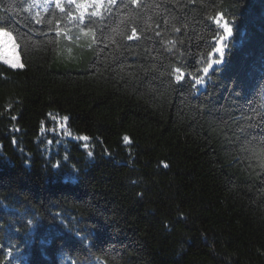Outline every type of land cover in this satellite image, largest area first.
I'll return each instance as SVG.
<instances>
[{"label": "trees", "instance_id": "trees-1", "mask_svg": "<svg viewBox=\"0 0 264 264\" xmlns=\"http://www.w3.org/2000/svg\"><path fill=\"white\" fill-rule=\"evenodd\" d=\"M43 3L0 0V264H264V0Z\"/></svg>", "mask_w": 264, "mask_h": 264}, {"label": "snow or ice", "instance_id": "snow-or-ice-1", "mask_svg": "<svg viewBox=\"0 0 264 264\" xmlns=\"http://www.w3.org/2000/svg\"><path fill=\"white\" fill-rule=\"evenodd\" d=\"M54 2L55 3V7L57 9H59L60 12H65V7L63 5V0H44V3L39 5L40 7H42L44 9V11L48 10L49 7V3ZM130 4L132 5H136L138 3V0H129ZM67 4L70 6H74L76 12L73 13L72 11H67L66 15L69 19V21L71 20H78L79 24H84V19H85V15L89 12V9L91 8L92 11L89 14V20L91 21L92 17L98 16L100 15L101 9H103L105 12H110L111 5H115L116 4V0H67ZM108 5L109 7H105V5ZM35 6V5H33ZM37 16H39V13H37ZM221 21H223L221 23ZM39 22V21H38ZM49 24L52 23L51 20L48 21ZM216 23L219 25L220 28L223 29L224 31V36H231L232 34V28L229 24V22L227 20L223 19V13H217V18H216ZM57 24V30H56V35L59 36L61 35V30L59 29V21H56ZM113 32L115 33L116 36H119L121 39H126V40H138L139 37L137 36V28L136 27H132L131 28V35L127 34V29L124 27H120L117 26V28L113 29ZM79 33L80 36L84 37V38H88L89 39V44L88 47L91 48L92 44L95 43L97 41V39H106V37H104V33L101 32L100 36L98 37L96 32L88 26L85 27H80L79 28ZM157 35H159V33H157ZM80 36L77 37V39L80 38ZM0 37H5L7 38L8 41L12 42L13 47H16L15 44V38L13 37L12 33L10 31L5 30V28L0 27ZM113 43H116L115 40L112 41ZM216 46L213 49V51L211 53H209V61L206 67L203 68V73L204 76L201 77L200 79H197L194 84H193V88L198 90V88L206 82V79L209 78V73L210 70L213 68L214 65L221 63L223 55H224V48H225V44H224V37H220L219 39L216 40ZM218 53L220 58L219 59H211V57ZM4 63L6 65H8L10 68L12 69H23L24 65L22 63H18L12 60L7 59L6 57L4 58ZM181 70L179 68L176 69V72H180ZM177 82H182L181 81V76H177L176 77ZM13 119H15V117H13ZM65 120L68 119V117H64ZM82 140H88L89 138L87 136L81 137ZM123 139L125 141L129 140L128 136H124ZM49 143H51V141H49ZM86 146V145H85ZM89 156L93 155V153L89 152L88 153ZM258 159L264 160V153H260L258 154ZM166 166V165H165Z\"/></svg>", "mask_w": 264, "mask_h": 264}, {"label": "rangeland", "instance_id": "rangeland-1", "mask_svg": "<svg viewBox=\"0 0 264 264\" xmlns=\"http://www.w3.org/2000/svg\"><path fill=\"white\" fill-rule=\"evenodd\" d=\"M5 57L9 60L21 63L17 44L16 47H13L12 42L8 41L7 38L0 37V62H2L3 64H5Z\"/></svg>", "mask_w": 264, "mask_h": 264}]
</instances>
